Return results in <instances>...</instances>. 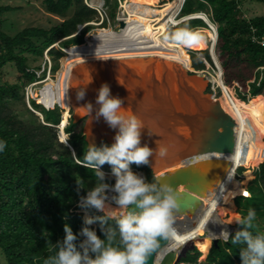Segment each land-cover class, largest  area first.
I'll return each mask as SVG.
<instances>
[{
	"label": "trees",
	"instance_id": "1",
	"mask_svg": "<svg viewBox=\"0 0 264 264\" xmlns=\"http://www.w3.org/2000/svg\"><path fill=\"white\" fill-rule=\"evenodd\" d=\"M104 1L110 17L114 19L118 0ZM44 3L52 14L63 16L70 9H73V14L50 29L28 27L13 36L6 33L3 27L4 16L14 8L0 4V139L6 141L4 151L0 152V253L6 264H43L51 243L63 238L65 223L76 232L82 226L86 214L102 215L77 206L79 195L76 181H80V195L95 184L93 170L82 166L83 153L88 149L84 134L87 118L75 121L72 110L64 113L59 105L46 109L35 100H30L31 107L43 115L41 120L40 116L26 107L24 97L26 88L44 79L47 71L45 67L39 74L42 67L31 65V58L43 59L47 65V54L52 62L50 71L55 76L64 56V52L56 48L55 44L59 43L66 49L84 44L85 35L94 27L91 23L101 19L100 13L85 0H44ZM199 13H205L217 25L215 50L226 87L229 90L236 83L235 101L238 106L249 105L252 117L255 120L262 119L264 45L259 41L264 38V15L248 18L242 9L241 0H185L180 19ZM103 25L107 26L106 21ZM199 28L209 26L201 18L189 19L171 27L164 39L183 50L189 60V67L192 64L196 71H204L206 61L213 65L208 51L190 50L189 56L186 48H200L195 44L182 43ZM8 64H13L19 74L17 83L1 81L3 69ZM206 92L212 94L210 86ZM20 101L26 107L27 117H21L11 107L12 103ZM57 126H62L72 149L62 138L60 140ZM251 137L255 147L264 144V127L259 126L258 132L251 128ZM255 140L261 142L256 144ZM103 143L110 144L107 141ZM242 164L248 168L260 165L245 190L247 194L237 196L241 189L232 198L237 196L234 204L241 216L246 215L249 208L256 209L255 226L250 231L264 234V157ZM130 167L142 170L149 182L155 179L149 165L137 166L133 162ZM102 169L111 172L107 163ZM243 172L245 169L240 167L238 175ZM248 173L251 172L246 171L245 175ZM230 175L239 183L233 173L230 172ZM106 180L114 183L110 178L106 177ZM91 227L96 228L97 234L101 235L97 224ZM239 247L241 245H231L230 241L221 239L217 245H212L204 262H199L201 252L195 247L181 257L178 264H241Z\"/></svg>",
	"mask_w": 264,
	"mask_h": 264
},
{
	"label": "clouds",
	"instance_id": "2",
	"mask_svg": "<svg viewBox=\"0 0 264 264\" xmlns=\"http://www.w3.org/2000/svg\"><path fill=\"white\" fill-rule=\"evenodd\" d=\"M87 85L77 90V100L83 99ZM122 103L123 98L113 96L110 86L102 83L97 89L96 107L91 102L83 105L91 122L103 118L110 128L116 129L111 144H88L83 153L82 166L93 170L94 186L80 195L82 188L76 181L77 206L102 215L86 214L76 232L65 223L63 238L51 243L43 264H146L153 253V264H160L164 256L190 238V230L180 231L176 226L181 206L176 188L158 179L149 182L130 167L133 162L137 166L148 165L155 150L141 145V129L145 125L135 114H126ZM5 146L6 141L0 139V152ZM165 152L164 148L159 149L160 156ZM105 163L110 166L114 183L106 180L102 169ZM256 216V209L249 208L246 215L234 220L240 226L234 234L226 229L218 234L219 240L241 245V264H264V234L250 231ZM94 223L101 235L91 227Z\"/></svg>",
	"mask_w": 264,
	"mask_h": 264
},
{
	"label": "water",
	"instance_id": "3",
	"mask_svg": "<svg viewBox=\"0 0 264 264\" xmlns=\"http://www.w3.org/2000/svg\"><path fill=\"white\" fill-rule=\"evenodd\" d=\"M100 1L104 5V0ZM194 18L201 17L191 15L179 20V23ZM123 26L124 21H120V27ZM216 33L218 40L217 29ZM214 54L217 59L215 49ZM210 55L213 64L220 68L223 76V69L221 65L218 66L211 51ZM206 63L208 64L207 61ZM201 72L193 69L192 64L191 69H187L173 60L140 57L86 62L79 65L72 79L74 120L88 117L84 127L88 144L97 146L104 141L111 144L116 131L110 128L103 118L91 122L92 118L83 107L85 102H91L94 108L96 107L95 97L102 83L110 86L113 96L123 98L122 107L125 108L126 114H135L143 122L145 126L141 129L140 143L155 150L153 157H149L148 165L155 179L170 183L178 193L177 199L181 206L176 216V226L180 231H188L190 227V222L185 219L192 217L190 214L193 213L195 201L192 191L198 192L202 186V180L199 178H202V174L198 171L202 164L199 156L207 151H229L231 146L226 144L229 135L223 129L229 124H235L223 111L214 95L206 92L210 82ZM85 85V96L77 100V90ZM38 115L42 117V114ZM59 136L62 138L63 132H60ZM224 142L225 145H222ZM64 143L71 147L66 139ZM160 148L166 150L164 156L159 155ZM210 161L215 163L216 159ZM223 163L225 164L224 161ZM206 173L205 170L203 175ZM215 177L219 179L221 176L216 174ZM181 187L184 189L181 190ZM182 216L185 217L181 218ZM230 228V234L237 230L236 227ZM218 241V237L212 238L213 244L217 245ZM194 248L193 243L188 244L173 256L171 264H178L181 257ZM154 255L153 253L149 256L146 264H153Z\"/></svg>",
	"mask_w": 264,
	"mask_h": 264
},
{
	"label": "bare ground",
	"instance_id": "4",
	"mask_svg": "<svg viewBox=\"0 0 264 264\" xmlns=\"http://www.w3.org/2000/svg\"><path fill=\"white\" fill-rule=\"evenodd\" d=\"M129 1L130 2H126L125 4V9L129 13V17L142 19L143 21H156L158 24L157 28L160 31V37H158L159 35L157 34H149L148 29L126 31L125 20L124 26L120 27L121 32L119 33H115L110 29L100 30L97 32V35H93L95 40L93 43H91L90 39L92 37H89L84 44L74 47L77 51L68 54V57L64 60L63 70L60 71V78L55 83L53 88L40 89L39 102L41 104H43L46 108H53L58 104L64 106L73 105L74 99L72 97L71 90L72 79L79 65L86 62L105 59L121 60L140 57H161L179 62L186 68H189V61L183 54V51L177 46L169 44L163 38V35L173 24L179 23L177 15L185 0H172L160 9H155L149 4L144 5L136 0ZM152 1L154 0H148L149 3ZM92 5L101 9L103 2L100 0H92ZM196 15L203 18V20H206L211 27L209 26V28H199L195 30L189 38L182 43L197 44L203 38L209 37L210 40H212V46L210 47L211 52L219 66L220 64L214 54V49H216L215 44L217 41L216 27L205 15ZM215 82L217 83V86L222 88L224 93H227L225 95L228 97L230 103L238 107L235 98L233 99L230 91L223 81L220 68L218 80L216 79ZM237 112L239 113L243 124V134L241 135V132L239 131L240 127L238 125L229 124L227 128L223 130L228 133L229 137L231 136L230 139L227 136L228 141H226V144L231 146L230 150L224 153H210L207 151L204 155L199 156L198 159L200 162L205 164L203 166L201 165L198 169L199 173L202 174V178L199 177L202 180V186L199 188L198 192L191 190L195 196L194 207L192 208L193 213L190 214L192 217L189 216L190 218L186 217L185 219L190 222V227L188 229L190 230V238L187 239V241L180 246L179 249L170 251L166 256H164L163 260L160 261V264H171L173 256L190 243L198 245L200 250L204 254H207L210 248V238L212 239L213 237H218L221 229H226L230 233V226L224 223L219 224L220 221L224 220L221 215L216 213L217 207H222L225 211L233 210L234 203L231 200V197L233 194L240 192V190L235 192V188L238 187V183L235 182L233 176L228 175L227 171L232 164L239 160H244L250 156H264V144H261L258 147L254 146L250 139V128L247 124V119L242 116L239 110ZM257 120L264 121V116L262 119ZM65 137V133H63V141H65ZM222 145H225V142ZM212 159H216L215 163L210 161ZM223 161L225 164H222ZM205 170L207 173L203 175ZM106 174L109 175L107 172ZM216 174L221 177L217 179L215 177ZM207 180L208 182H206ZM183 189L184 188L181 187V190ZM246 194L245 189L242 188V191L237 196ZM184 217L185 216H182L181 218Z\"/></svg>",
	"mask_w": 264,
	"mask_h": 264
},
{
	"label": "rangeland",
	"instance_id": "5",
	"mask_svg": "<svg viewBox=\"0 0 264 264\" xmlns=\"http://www.w3.org/2000/svg\"><path fill=\"white\" fill-rule=\"evenodd\" d=\"M95 1H98V0H95ZM124 1L125 0H121L122 5H124ZM136 1L143 3L144 5L149 4V5H151V7L155 8V9H160L165 4L168 3V0H154L151 3H149L148 0H136ZM170 1L171 0H169V2ZM127 2H130V1H127ZM88 3L90 4V0L88 1ZM0 4L14 8L13 11L7 13L4 16L5 23H4V27H3L4 31L6 33H8L9 35H12V36L16 35L20 31H22L23 29L28 28V27H39V28H44V29H50L53 26H57V25L61 24L65 19L69 18L73 14V9H70L63 16L52 14V13L48 12V10L45 6L44 0H0ZM241 6H242L244 13L246 14V16L248 18H252V17L258 16V15H264V2H258V1H253V0H241ZM93 8L98 10L99 13L101 12V14H100L101 19L99 21H95V22L91 23L94 27L85 35L84 43L88 40L89 37H92L90 39H91V43H93L95 41L93 35H97L98 34L97 32H99L100 30L110 29L115 33L121 32L120 21L118 20V17H120L122 14V11L125 10L124 7H119V6L117 7L116 17L114 19H112L110 17L109 8L106 7L105 3L101 9H98L95 6H93ZM202 14L205 15L207 18H210L205 13H199L198 15H202ZM125 17H126L125 18V22H126L125 29H127L126 31H138V30L148 29L149 34H152V35L157 34V35H159L158 37H160V31L157 28L158 24L156 21H154V20L143 21L142 19H136L134 17H129V13ZM178 19L180 20V14L178 15ZM104 21H106V24H107L106 27H104V25H103ZM172 27H174V26H172ZM215 27L217 29V25H215ZM83 28H84V25L80 26V31ZM168 32H169V30L163 35V38H165V35ZM190 45H192V44H190ZM195 46H197L200 49L188 47V48H186L187 53L189 54L190 50L200 52V51H202V49H205L210 54V51H211L210 47L212 46V40H210L209 37H205L199 43L195 44ZM55 47L58 49H61L64 52V56L60 60V63H61L60 69L55 73V76L50 71L51 66H52V62H51L50 57L47 54H45V59L48 62L47 65L45 64L43 59L33 60V58H31V61H30L31 65H33V66L41 65L42 68H41V71L39 72V74L43 71V68H45V67L47 68L45 78L42 80H39L37 82H34L33 85L27 87V89L25 91L24 97H25L26 107L31 109L37 116H39L38 114H40V113L31 107L30 100H35V102L37 104H41L39 102V98H40L39 97L40 96L39 91H40V89L41 88H43V89L44 88L45 89L46 88H50V89L53 88L55 83L60 78V73H61L60 71L63 70L64 60L68 57L69 53L77 51L74 48L75 46H72V47H69L66 49V48H63L59 43L55 44ZM183 54H184V52H183ZM189 56H190V54H189ZM216 56H217V53H216ZM210 57H211V55H210ZM217 59H218V56H217ZM218 62H219V60H218ZM188 66H189V64H188ZM187 69H191V66ZM201 73L210 82L209 86L211 87L212 94L221 103L223 111L225 113H227L230 116L231 120L233 122H235V124L240 127L239 131L241 132V135L243 134L244 128H243L242 121L240 119V115L237 112L238 110H239V112H241L242 116H244L247 119V122H248L247 124H248L249 128L250 127L252 128L253 131L258 132V127L261 125L264 126L263 120H260V121L255 120L252 117V115L250 113L251 109H250L249 105H243V106L236 107L230 103L228 97L225 95L227 93H224L222 88L217 86V83L215 82L216 79L218 80V74H219V68L217 67V65H215V64L212 65V64L208 63L206 70L202 71ZM18 77H19V74H18L17 70L15 69V66L13 64H8L3 69V73L1 75V81L6 82V83H10V84H14V83L18 82ZM48 79H51V80H48ZM223 81H224V79H223ZM236 88H237V84L234 83L233 87L231 89H229L230 94L232 95L233 99L236 98V93H237ZM53 94H54V91H53ZM73 105H68V106L65 105L64 106V105L60 104V107L65 111L64 113H67L68 111L72 110L73 115H74L75 110H74ZM11 107L21 117H27L26 116L27 115L26 107L21 101L12 103ZM67 108H69V109L67 110ZM40 118L42 120L43 115H42V117L40 116ZM86 118L88 119V117H86ZM251 128H250V139L252 141ZM65 138L67 139V136ZM258 139H259V137H258ZM60 140H61V138H60ZM260 142H261V140H258V141L255 140L256 144L260 143ZM261 157H264V156H261ZM261 157L250 156L248 158H245L244 160H239L230 166V168L227 171L228 175H230V172L233 173L235 178L239 181L238 187L235 188V192L239 191V190L241 191L242 188L246 190L249 182L252 181L255 177V175H254L255 170L261 164L260 163L257 167H249L248 168L245 164H242V163L249 161V160L259 159ZM201 165L203 166L205 164H201ZM240 167L244 168L245 172H243L239 176L238 175V169ZM103 171L106 174V171L105 170H103ZM246 171H250L251 173H248L247 175H245ZM230 176H232V175H230ZM106 177L114 180V177H112L111 173H109V175H106ZM235 198L231 197V200L233 201V203H234ZM115 211H117V210H115ZM224 211L225 210L222 207H217V209H216V213L218 215H221L223 217V220H224V221H220L219 224L224 223V224H227L228 226L236 227L237 224L234 220L237 217H241V215L238 213L237 207L235 206V204H234L233 210L225 211V213H224ZM210 240L211 241H210L209 251L213 245L211 238H210ZM194 246L201 252L199 262H204L206 260V257L208 255L209 251L207 254H204L200 250L198 245L194 244ZM0 264H6V261H5L3 255L1 253H0Z\"/></svg>",
	"mask_w": 264,
	"mask_h": 264
},
{
	"label": "built area",
	"instance_id": "6",
	"mask_svg": "<svg viewBox=\"0 0 264 264\" xmlns=\"http://www.w3.org/2000/svg\"><path fill=\"white\" fill-rule=\"evenodd\" d=\"M86 1V3L90 6V7H92L93 8V5H92V0H90V4L88 3V1L89 0H85ZM127 1H129V0H125L124 1V5H122V3H121V0H118V2H119V7H124V9H125V3L127 2ZM105 2V1H104ZM168 2H169V0H168ZM185 2V1H184ZM184 4V3H183ZM182 7H183V5H182ZM182 7H181V9H180V11H179V13H178V15L180 14V12H181V10H182ZM100 14H101V12H100ZM126 15H128V13H127V11H126V9L125 10H123L122 11V14H121V16L120 17H118V20L119 21H124L125 20V16ZM177 15V16H178ZM173 26V25H172ZM171 26V27H172ZM170 29V28H169ZM262 45H264V38L262 39V40H260L259 41ZM198 55L200 56V57H202V54L201 53H198ZM31 85H33V83L31 84ZM31 85H29V86H31ZM28 86V87H29ZM27 89V88H26ZM40 97V96H39ZM43 105V104H42ZM44 106V105H43ZM45 107V106H44ZM46 108V107H45ZM46 109H49V108H46ZM60 129V132H63L64 133V131H63V129H62V127L61 128H59ZM59 132V133H60ZM67 136V135H66ZM66 139V138H65ZM134 172H136V173H138V174H140V175H143L145 178H146V175H145V173L142 171V170H139V169H132ZM107 173H111V172H107ZM106 175H108V174H106Z\"/></svg>",
	"mask_w": 264,
	"mask_h": 264
}]
</instances>
